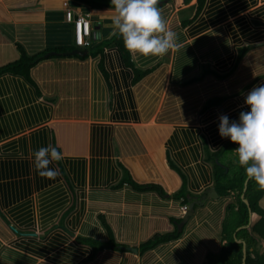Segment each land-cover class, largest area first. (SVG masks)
<instances>
[{"label": "crops", "instance_id": "0c3cea01", "mask_svg": "<svg viewBox=\"0 0 264 264\" xmlns=\"http://www.w3.org/2000/svg\"><path fill=\"white\" fill-rule=\"evenodd\" d=\"M63 1L0 0V67L41 55L27 74H0V264H221L229 240L252 250L237 234L259 217L239 225L236 200L215 187V168L230 179L239 167L217 125L264 83V0H160L178 44L162 56L124 54L109 0L71 2L93 30L77 46ZM48 144L61 155L49 164L55 178L32 166ZM191 237L208 251L202 260Z\"/></svg>", "mask_w": 264, "mask_h": 264}, {"label": "clouds", "instance_id": "9594fccd", "mask_svg": "<svg viewBox=\"0 0 264 264\" xmlns=\"http://www.w3.org/2000/svg\"><path fill=\"white\" fill-rule=\"evenodd\" d=\"M109 2L114 10L111 23L129 53L162 56L178 47L176 33L166 26L160 10L156 7L160 0ZM72 12L74 19L77 18L78 15L75 16V12ZM79 15L85 17L88 22L87 33H84L80 45L76 43V32L73 29L75 44L83 46L86 45L85 37H90L93 30L89 17L85 14ZM244 104L247 110L240 111L235 120L230 121L227 115L219 116L218 135L236 145L237 162L243 167L246 178L264 189V83L253 86L247 92ZM32 157V166L38 175L56 177L57 171L49 167L53 160L61 158L55 147L51 144L38 147L33 151Z\"/></svg>", "mask_w": 264, "mask_h": 264}, {"label": "trees", "instance_id": "16d2710c", "mask_svg": "<svg viewBox=\"0 0 264 264\" xmlns=\"http://www.w3.org/2000/svg\"><path fill=\"white\" fill-rule=\"evenodd\" d=\"M86 1V0H82ZM74 0H64L62 2V7L64 8V14L66 11H74V9L71 7ZM201 3V2H200ZM108 7V6H107ZM117 38V45L121 46L123 49L124 54H126V49L121 44L119 35L116 36ZM86 46V45H83ZM92 50V49H91ZM90 52V51H89ZM44 54H42L43 56ZM41 57L40 54L34 55V56H28L25 54V52H21L19 58L11 63L5 64V66L0 67V74L4 72H11L15 74H27L28 70L31 65L36 63L38 59ZM140 75L136 77L135 80H138ZM216 169L215 174V187L219 191H224L225 194H230L232 197L236 200L237 206H236V213H239L238 217V224L239 225H246L248 221V212L246 205L242 202V200L239 198V195L242 193V187L246 180V176L244 173L243 167L237 166V168L233 169L231 171V176L229 179V174L225 169ZM222 181H225V185L222 186L220 183ZM132 186L141 191H162L163 190L154 184L149 185H139L135 182H132ZM235 194V195H234ZM175 197L179 198L180 196H183L182 192H178L174 194ZM264 196V189H261L254 181L248 180L246 191L244 194V198L248 201L250 210L252 214L257 215L259 218L256 222H254L251 227L248 229H244L238 232L237 238H243L245 239L250 245L252 250L250 252H246V259L245 264H264V211L260 208L259 202L261 198ZM107 233L109 236V230H107ZM181 235V232H174L172 234H167L164 236L155 235L151 237L149 240L144 242L141 247L139 248L140 253L143 254L150 249L154 248L155 246L166 243L168 241H172L177 239ZM262 243V248L259 250L258 243ZM110 243L114 244L112 239H110ZM229 244L224 248L226 252H229L228 257H230V260L224 261L225 257L221 258V264H241V245L235 243L234 241L226 242V244ZM234 253L233 257L231 256V253ZM212 261V259L210 260Z\"/></svg>", "mask_w": 264, "mask_h": 264}, {"label": "water", "instance_id": "95a60500", "mask_svg": "<svg viewBox=\"0 0 264 264\" xmlns=\"http://www.w3.org/2000/svg\"><path fill=\"white\" fill-rule=\"evenodd\" d=\"M163 3V2H162ZM160 4V3H159ZM158 4V5H159ZM74 54H76V55H78V56H81L82 54H83V52L82 51H79V50H75V51H73V52H70V55H74ZM248 180L249 179H246V181H245V183H244V187H243V193H242V195H241V200H242V202L246 205V207H247V212H248V215H249V217H250V215H251V210H250V207H249V204H248V201L244 198V194H245V190H246V186H247V182H248ZM205 196H206V198H208V199H212V200H216L217 199V193H216V191L213 189V188H209L207 191H206V193H205ZM192 211H193V209L191 208V207H187L186 208V212H185V214L183 215V217H182V220H181V225H183L185 222H186V220H187V218H189L190 216H191V214H192ZM248 224H250V218H249V220H248ZM248 225H246V227H247ZM241 244H242V258H241V264H245V259H246V252H250L251 250H247V248H245V243L242 241L241 242ZM127 249V251H130V252H133V253H136V249H134V248H126Z\"/></svg>", "mask_w": 264, "mask_h": 264}, {"label": "built area", "instance_id": "2783aa9c", "mask_svg": "<svg viewBox=\"0 0 264 264\" xmlns=\"http://www.w3.org/2000/svg\"><path fill=\"white\" fill-rule=\"evenodd\" d=\"M73 16V12L68 10L66 11L65 19L67 22L74 24V30L76 32V43L80 45L82 44V38L84 33H87L88 22L86 18L81 15H78L75 19Z\"/></svg>", "mask_w": 264, "mask_h": 264}, {"label": "rangeland", "instance_id": "374dc122", "mask_svg": "<svg viewBox=\"0 0 264 264\" xmlns=\"http://www.w3.org/2000/svg\"><path fill=\"white\" fill-rule=\"evenodd\" d=\"M163 17H164V15H163ZM223 238H224V236H223ZM208 240H210V238ZM190 241H191L190 247L193 249L192 252H191V256L193 257V260L196 261L198 258L200 260H202V258L204 256L201 257V254L202 255L203 254H208L207 249H205V248L200 249L199 248V245H201L200 240L199 239H196L195 237L194 238L191 237ZM241 251H242V249H241ZM216 254H218V253H216ZM228 254H230V253L229 252H226L225 253V260L224 261L230 260V257H228ZM233 255H234V253L232 252L231 253V256L233 257ZM241 255H242V252H241ZM221 258H222V256H221ZM211 259H212V257L209 255L208 258L205 260V263L204 264H208ZM213 259H215V258H213Z\"/></svg>", "mask_w": 264, "mask_h": 264}]
</instances>
